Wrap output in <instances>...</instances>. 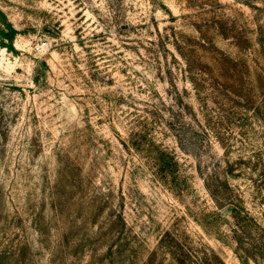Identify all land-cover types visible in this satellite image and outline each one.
<instances>
[{
	"label": "rangeland",
	"instance_id": "obj_1",
	"mask_svg": "<svg viewBox=\"0 0 264 264\" xmlns=\"http://www.w3.org/2000/svg\"><path fill=\"white\" fill-rule=\"evenodd\" d=\"M0 9L13 27L0 45V264H171L162 238L172 230L225 264H255L236 252L228 223L200 219L231 220L204 182L223 176L221 142L264 146V0ZM180 50L204 74L197 87ZM159 147L178 161L177 181L158 169ZM232 182L264 225V204Z\"/></svg>",
	"mask_w": 264,
	"mask_h": 264
},
{
	"label": "trees",
	"instance_id": "obj_2",
	"mask_svg": "<svg viewBox=\"0 0 264 264\" xmlns=\"http://www.w3.org/2000/svg\"><path fill=\"white\" fill-rule=\"evenodd\" d=\"M258 27L255 45L261 48L264 59V23L259 24ZM0 28L4 32L3 39L0 38V45L7 47V42L12 38L13 27L11 28L10 22L6 20L1 9ZM180 54L187 66L185 72L187 76L189 75L190 82L197 87L204 75L202 70L197 71L192 67L189 54L183 50H180ZM256 117L264 127V93L257 106ZM0 135H2L1 132ZM221 143L225 151L223 176L218 171H214L206 177L204 182L217 208L230 210L231 220L224 218L218 211L204 212V219L200 220L206 226L228 223L236 252L248 261L264 264V225L247 207L245 192L243 193L241 187L232 182L242 178L251 189L252 198L264 204V146H256L255 149H238L225 141ZM156 163L160 172L167 178L177 181L178 161L171 153L160 147L157 148ZM162 247L171 256L173 260L171 264H225L212 248L199 250L197 247H188L173 230L166 232L163 236Z\"/></svg>",
	"mask_w": 264,
	"mask_h": 264
},
{
	"label": "built area",
	"instance_id": "obj_3",
	"mask_svg": "<svg viewBox=\"0 0 264 264\" xmlns=\"http://www.w3.org/2000/svg\"><path fill=\"white\" fill-rule=\"evenodd\" d=\"M40 49V48H39Z\"/></svg>",
	"mask_w": 264,
	"mask_h": 264
}]
</instances>
